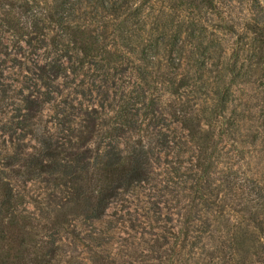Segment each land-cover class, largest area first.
<instances>
[{
	"label": "rangeland",
	"instance_id": "1",
	"mask_svg": "<svg viewBox=\"0 0 264 264\" xmlns=\"http://www.w3.org/2000/svg\"><path fill=\"white\" fill-rule=\"evenodd\" d=\"M113 1L79 4L72 26L100 48L83 61L70 43L68 1L0 0V204L11 189L37 241L46 246L55 234L52 264H92L103 241L114 264H264V25L251 21L253 0H130L120 16ZM142 50L150 61L139 59ZM56 61L68 67L60 77ZM29 96L47 101L26 112L20 101ZM173 112L190 118L200 144ZM86 113L104 124L83 148L89 163L101 159L100 138L113 128L123 130L116 143L147 129L170 142L154 152L151 180L122 191L99 222L69 213L55 227L48 211L68 207L75 184L61 169L25 181L20 163L49 136L61 163L70 161L63 124L71 114L69 126L80 129ZM18 152L22 161L9 167ZM7 216L0 208L5 227Z\"/></svg>",
	"mask_w": 264,
	"mask_h": 264
},
{
	"label": "trees",
	"instance_id": "2",
	"mask_svg": "<svg viewBox=\"0 0 264 264\" xmlns=\"http://www.w3.org/2000/svg\"><path fill=\"white\" fill-rule=\"evenodd\" d=\"M66 1L70 3L69 11L63 13L64 15L66 13L68 14L67 23H70L68 29L72 31L70 43L75 47L76 51L82 53L83 61L93 58L100 48L96 44L91 43L92 41L89 39H94V41H96V37L88 34L89 37H87L82 31H78L81 27L72 26L79 19L75 15L76 10L79 11V4L81 2L83 3V1L87 4L88 2L86 1L88 0H78L76 3L74 0ZM129 1L130 0L113 1L109 9L113 11L116 16H120L123 14L122 11H124L123 6L126 7ZM208 3L212 6L211 2ZM251 7L254 13V19L251 20L253 25L257 27L256 29H263V8L260 7L258 0H253ZM125 49L129 50L127 47ZM93 51L94 55H90ZM126 53L133 54V52ZM139 55L141 61H150L149 59H146V56H150L147 55L145 50H142ZM151 57L153 58L155 55H151ZM107 61L111 63L114 60L108 59ZM52 71L55 77H60L68 71V67L64 68L60 61H56V63L52 64ZM32 97L33 96L23 97L20 101L21 103H24L26 112L39 111L41 104L47 101L44 100V98L35 99V97ZM14 98L15 96H5L6 101H9V103H11ZM223 101H226L225 98L221 100L220 104ZM125 111L126 110H122V112ZM126 114L127 113L124 114L125 119H127ZM151 115L154 117V113ZM171 116L190 132V136L193 139L191 141L200 144V138L194 136L195 134L193 133L194 130L192 128L194 126H190L186 122L190 119L188 116L180 118V114H177L176 112H173ZM70 117L71 114H69V119H66L64 122L65 124H63V127L68 125V144L70 145V152L67 158H70V161L68 159V162L65 161V164L61 163L59 156L63 152H59L60 146H54L55 141L49 136L42 139V142H40L41 147L38 150L33 151L29 155V159L27 158V161L25 159L26 165L25 162H21V152H18L8 164L9 167H14L21 162L20 164L23 168L25 167L23 172L25 181L32 179V177L40 178L45 175L54 176L56 171L61 169L65 177L67 176L69 181L75 184L71 188V200L64 204L68 207L61 205L59 208L55 207L51 209L48 211L50 212L49 214L52 215L51 218L50 216L46 217L43 215V218H50L52 220L51 223L55 227L68 223L67 216L69 213L77 216L82 215L86 221L92 223L99 222L106 214L110 202L118 198L122 191H131V189H134L137 185L151 180L150 173L154 152L162 150L166 144L170 142V140H168V134L162 130L147 129L146 134H140L139 138L135 140H133L130 135H124L123 139L116 143V140L113 139V135L121 128H113L112 133L109 132L108 135L100 138L102 139V143L106 146L104 147V150L106 151L102 154L101 159L89 163L88 159L91 152L89 149L83 148L85 147V144L88 143L89 139L92 138L94 133H98L103 129L96 130V127H103L104 124H98V116L96 113L93 117L90 116V113H86L84 115V119L86 120L84 125L81 124L80 129H74L71 125L69 126L71 122ZM119 122H121L122 127H124V125H129L127 120ZM154 123L157 126H160L158 121ZM144 130L145 129H141L140 133H143ZM121 131L123 130L121 129ZM205 139H208V135ZM120 144H123L124 149L121 150L119 148ZM200 167L201 171L206 173L210 168V165L207 163L206 165L200 164ZM17 173H20V171L17 170ZM254 186V188H251L252 192H255V189L258 188L256 183H254ZM5 190L7 192L5 191L4 199L0 204V208L5 209L8 216L7 226L5 227L2 223L0 224V264H52L58 256L55 234L49 235L50 242H47L46 246H43L40 241H37L35 238L36 235L33 231L28 230V227L31 226L29 220L26 217H19L15 213L17 210V206L15 205V202L18 201L17 195H14L9 188ZM256 195L259 200L263 197L262 192H257ZM49 214L47 213V215ZM104 243L105 242L103 241L97 245L100 248L102 247L100 253L95 252V254L92 252V264H114L104 256V252H107L105 251L106 249L103 248ZM156 244L157 248L161 249L158 240L156 241ZM237 245L238 244H236L235 247H237ZM69 264L79 263L70 262Z\"/></svg>",
	"mask_w": 264,
	"mask_h": 264
}]
</instances>
